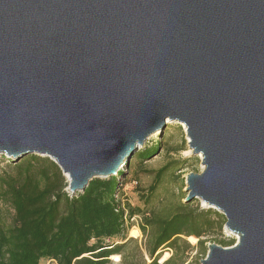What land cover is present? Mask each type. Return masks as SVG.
I'll list each match as a JSON object with an SVG mask.
<instances>
[{"label": "water", "instance_id": "obj_1", "mask_svg": "<svg viewBox=\"0 0 264 264\" xmlns=\"http://www.w3.org/2000/svg\"><path fill=\"white\" fill-rule=\"evenodd\" d=\"M170 122L201 155L185 202L238 237L200 263L264 264V0H0L12 163L45 156L82 193Z\"/></svg>", "mask_w": 264, "mask_h": 264}, {"label": "trees", "instance_id": "obj_2", "mask_svg": "<svg viewBox=\"0 0 264 264\" xmlns=\"http://www.w3.org/2000/svg\"><path fill=\"white\" fill-rule=\"evenodd\" d=\"M155 147L138 152L139 162L150 159L159 144ZM29 157V162L15 167L23 172L18 179L0 177V203L11 211L7 223L0 210V264H110L119 256L125 262L131 241L126 239L125 224L134 216L142 217L144 234L147 226L156 228L146 249L148 264H190L186 259L192 247L183 237L197 239L198 246L205 248L202 237L213 228L207 216L181 210L152 223L143 211L122 204L118 193L125 182L123 171L93 179L82 193L71 195L54 164L49 173L37 156ZM155 188L151 186L149 199ZM222 218L217 215L219 225ZM115 239L120 243H106Z\"/></svg>", "mask_w": 264, "mask_h": 264}, {"label": "rangeland", "instance_id": "obj_3", "mask_svg": "<svg viewBox=\"0 0 264 264\" xmlns=\"http://www.w3.org/2000/svg\"><path fill=\"white\" fill-rule=\"evenodd\" d=\"M184 127L182 123L170 122L166 124V128L162 133L156 132L147 139L145 144L132 156L127 166L121 168L125 173V182L120 188L118 196L122 204L143 211L152 223L159 219L168 218L181 210L207 216V219L213 224V228L202 237L205 243L204 249L198 246L197 239L191 242L188 238L183 237L192 247L191 251L187 252L186 261L190 264H201L200 260L205 258L208 245L215 244L222 248H229L237 243L238 237L225 229V218L217 210L208 208L199 199L185 202L187 199L186 177L189 174H200L203 166L201 164V156H194L188 153L190 149L187 144L188 139ZM158 144L157 152L150 159L139 162L136 156L138 152L150 150L153 147L155 149ZM29 156L22 157L15 165L10 157L0 154V177L18 179L23 172L15 167L20 162H29ZM37 157L39 162L49 169V173H52L50 164L55 165V163L45 156ZM159 171H162V173L160 174ZM158 174H160V178L157 180ZM62 177L67 183V179L63 175ZM152 185L156 186V188L149 199L147 194ZM65 191L69 193L68 187H66ZM144 199H149L148 203H145ZM0 210L3 220L9 223L11 220L9 207L7 208L6 205L0 203ZM217 215L223 217L220 220L221 225L217 222ZM143 223L141 216H134L130 221H127L125 224V235L126 239L131 241L124 252L125 262L122 256H119L115 260L112 259L110 264H148L150 262L146 249L155 234L156 228L155 225H149L147 226V233L144 234L141 230ZM106 243L117 244L120 242L115 239ZM165 252L168 257L171 256V252ZM165 254L163 253L162 257Z\"/></svg>", "mask_w": 264, "mask_h": 264}, {"label": "bare ground", "instance_id": "obj_4", "mask_svg": "<svg viewBox=\"0 0 264 264\" xmlns=\"http://www.w3.org/2000/svg\"><path fill=\"white\" fill-rule=\"evenodd\" d=\"M185 126V125H184ZM185 128V130H187V128H186V126L184 127ZM154 135V134H153ZM188 139V138H187ZM188 152V151H187ZM189 154H192V152H191V150L188 152ZM199 156H201V155H199ZM121 166V165H120ZM124 168V167H123ZM117 170H119V168L117 169ZM119 172V171H118ZM117 172V173H118ZM205 206H207L206 204H204Z\"/></svg>", "mask_w": 264, "mask_h": 264}]
</instances>
